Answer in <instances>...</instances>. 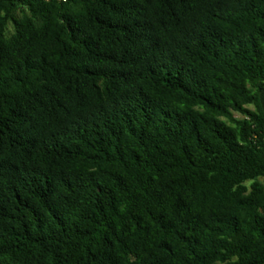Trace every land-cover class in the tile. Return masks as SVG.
I'll return each instance as SVG.
<instances>
[{"label":"trees","instance_id":"1","mask_svg":"<svg viewBox=\"0 0 264 264\" xmlns=\"http://www.w3.org/2000/svg\"><path fill=\"white\" fill-rule=\"evenodd\" d=\"M0 264H264V0H0Z\"/></svg>","mask_w":264,"mask_h":264},{"label":"rangeland","instance_id":"2","mask_svg":"<svg viewBox=\"0 0 264 264\" xmlns=\"http://www.w3.org/2000/svg\"><path fill=\"white\" fill-rule=\"evenodd\" d=\"M238 116H240L239 114H237Z\"/></svg>","mask_w":264,"mask_h":264}]
</instances>
